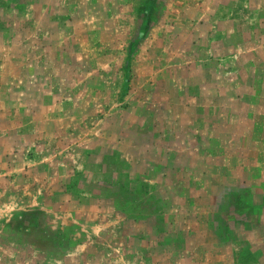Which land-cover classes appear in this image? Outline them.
<instances>
[{
    "label": "crops",
    "instance_id": "0c3cea01",
    "mask_svg": "<svg viewBox=\"0 0 264 264\" xmlns=\"http://www.w3.org/2000/svg\"><path fill=\"white\" fill-rule=\"evenodd\" d=\"M131 1L80 0L81 3H78L73 0H33V20L30 21L25 15L18 22V28L21 31L18 34L20 36L17 39V45L21 50L19 53H23L20 58L28 59L30 64V66L25 65L18 74L19 78L21 75L25 78L24 84L19 86L18 93H23V101L27 102L31 108L33 123L37 125V128L33 134L27 133L24 128V132L14 133L12 129H9L0 133V238L16 243L0 248V264H26L22 256L28 247H31L28 250L38 252L39 259L42 257L39 248L45 247L40 243L41 239L27 246L26 210L43 209L47 215L49 212L56 214V218L52 216V222L48 220L51 229L55 230L54 232L60 231V235L62 233L68 237L79 235L78 232L67 230L71 223L85 226L90 221L88 220L89 210H97L98 215L95 220L98 226H101L102 221L104 222L105 215L100 210L105 202L110 205L109 199L101 195H97L93 200L87 199L83 194V196H77L78 192L75 189L82 188L83 185L81 181L76 183V180L72 178L81 170L68 169L65 165L58 166L62 164L60 158L65 157L63 154H66L67 149L69 150L68 147H73L71 145L67 147L73 135L71 130L46 133L43 126L57 123V121L67 126L69 122L73 123L74 119L83 123L89 115L85 111L90 109L94 101V97L90 98L89 95L106 93L110 89L106 82L108 77L114 79L117 93L121 91L115 82L120 76L123 78V83L130 86L127 93L135 90L133 84L136 81L137 70L131 67L134 53L131 47L148 43V38H152L153 35L158 37L157 34L161 36L160 42L154 46L149 58L152 63L162 61L164 67L156 72L152 71L151 77L166 79L168 82L171 78L178 81L177 85H170L166 90L169 93L167 100L172 93H182L183 96L178 95L171 102L180 107L185 103V99L189 98V94H193L196 102L194 107L197 110L202 109L198 120L201 119L204 125L208 123L214 129H216L217 120L214 116L212 117V110L225 109L227 115V110L238 107L240 102L246 103L248 107L247 110L241 109L246 110L240 112L241 116L236 109L237 120L243 125V130L239 133L240 144H235L237 148L230 152H227L226 148L220 149V152L216 150V155L224 153L227 158V164L217 172L224 174L221 180L216 183L211 182L212 173L215 170L213 167L199 170L205 176L201 177L205 181V188L212 190L208 195L210 200H207L204 195L200 197L199 203L190 205L189 209L192 208L194 215L192 237L199 241L197 229L203 227V220L209 215L211 230L208 231L216 238L213 240L216 247L205 253L210 259V264L212 262H216L215 264H264V175L262 174L264 173L262 158L264 153H260V151L264 152V132L260 135L252 126L258 121L260 125H264V116L257 119L250 112L251 105L259 104L256 100L259 99L260 93H264V81L262 84L251 85L250 77L264 78V69L248 73L243 69L235 70L232 64L234 60L240 59L243 62L261 61L260 58L264 60V0H252V4H246L240 9L237 8L234 0H159L160 8L155 3L157 0H141L143 8L136 12L130 4ZM91 3L93 6L96 3L92 9L89 7ZM156 9L159 10L155 13ZM251 14L256 15L257 19L254 23ZM257 20L259 31L257 39L254 40L252 34L257 29L252 28ZM123 28L129 29L125 40H122L125 30ZM12 35L15 36V33ZM170 37L176 40L170 43L167 41ZM255 41L256 43L259 41L257 48L260 58L254 51L252 53L238 51L240 49L238 46H252ZM123 44H127L130 49L126 59L131 63L121 71L111 69V63L117 61V57L111 53L107 54L106 46L117 47ZM73 46H77L75 50ZM157 47H160V50ZM176 47L178 56L175 55ZM97 48L100 58L102 56L105 58L102 61L91 58L94 51L90 52V50H97ZM171 59L174 60L175 65H178V69L169 68ZM185 76H189L188 86L179 83V79ZM239 76L242 80L241 84L234 82V78ZM221 78H225L224 84L219 82ZM156 83L157 81L152 86L154 87ZM165 87L167 86L160 85L162 92ZM220 93L226 94L222 102H219ZM100 97L103 96L100 95ZM167 103L163 105V108L173 109V105L168 101ZM181 117L184 116L178 111L176 118L178 126ZM2 121L0 119V123ZM10 122H12L11 119ZM181 123L184 124V121ZM20 124H23L25 128L27 125H32L30 119H24L20 121ZM250 130L254 131L250 133ZM262 130L264 131V128ZM229 134L231 132L228 131L226 136L211 133L208 138V149H200L199 154L195 150L192 154L185 155L201 157L202 151H205L207 157L213 158L216 156L214 142L229 138ZM80 140L84 138L81 137ZM95 141L96 139L90 147L85 144V149H92L93 164L106 171L111 170L114 162L120 171L118 175H122L125 167L129 165L123 149L116 147L113 153L110 152L115 155H113L114 161H110V150ZM84 143L83 141L81 145L83 146ZM138 146L142 150H150L142 145ZM49 147L56 155L55 168L41 161L39 157L27 156V149H33L39 154L43 150L48 151ZM256 155L258 159H262L263 163L259 161L256 164L258 166L251 168L249 162ZM235 158H242V161H237V164L233 162L230 165V161ZM194 170L196 172V165ZM50 172H54L55 175L47 174ZM88 172L89 168L84 174ZM94 172L95 170H92V173ZM99 175L101 174L98 172L97 180L93 181L96 183V188L109 184L106 179L100 180ZM114 177H117L116 174ZM121 183V180H116L110 185L116 189L122 186ZM140 184H144L148 190L147 182ZM140 184L137 183V186ZM115 203L113 201V205ZM151 218L146 213L142 221L147 226L149 224L153 226V222H150ZM14 226L17 227V231L12 234L11 228ZM37 235L40 236V234ZM191 241L189 238L185 239L186 248H177V253L184 254L189 249L188 245ZM50 244L55 246L56 242L53 241ZM57 246L74 248L71 243L57 244ZM161 246L169 247L167 244ZM77 251L82 252L81 255H83L87 253V248H78ZM242 252L248 256H240ZM78 260L75 263L70 259L69 263L95 264L93 260L85 262L87 258L81 262ZM167 260L168 264L176 262L171 261V256ZM183 264H207V261L192 259L184 261Z\"/></svg>",
    "mask_w": 264,
    "mask_h": 264
},
{
    "label": "rangeland",
    "instance_id": "374dc122",
    "mask_svg": "<svg viewBox=\"0 0 264 264\" xmlns=\"http://www.w3.org/2000/svg\"><path fill=\"white\" fill-rule=\"evenodd\" d=\"M73 1L81 3L80 0ZM155 3L159 7V0L155 1ZM234 3L240 9L246 4H252V0H234ZM92 4L89 6L90 9L96 6V3L95 6ZM130 4L133 5L135 12L143 8V1L141 0H132ZM125 7L127 9V6ZM158 10L156 9L155 13ZM32 14L33 0H0V119L3 120L0 123V133L9 129H12L14 133L24 132V128L27 133L33 134L37 128V125L33 123L31 108L27 102L23 101V93H18L19 86H22L25 80L22 75L19 78L18 74L25 65L30 66L28 59L20 58L23 53H19L21 50H19L17 45V39L20 36L18 34L21 31L18 28V22L25 15L30 21L33 20ZM255 16V14H251L253 23L257 19ZM257 27L258 20L252 29H257ZM123 29L125 30L123 31L122 40H125L129 29ZM258 31L259 29L253 31L254 40L257 39ZM14 33L15 36L12 35ZM11 36L12 39H10ZM157 36L153 35L152 38H148V43L131 47V50H134L133 55L135 54L134 56L132 55L131 67L137 70L136 81L133 84L135 90L127 93L130 86L128 84V87H126V84L123 83V78L120 76L115 82L121 91L117 93L115 92L117 88L114 86V79L108 77L106 82L110 89L106 93L89 95L90 98L94 97V101H92L93 104H91L89 110L85 109V113L89 115L88 118L84 119L83 123L74 119L73 123L69 122L67 126H63L59 121L43 126L46 129V133H55L57 131L61 133L71 130L73 134L71 142L67 144V147L68 145L73 147H68L69 150L67 149L66 154H63L65 157L60 158L62 164L58 166L64 167L65 165L68 169L81 170V172L74 174L72 178L76 180V183L81 181L83 185L82 188L75 189L78 192L77 196L84 195L87 199L93 200L97 195H101L109 199L110 205L105 202V205L101 206L100 212L105 215V220L101 222V226H98L95 220L98 215L96 209L89 210L88 220L90 221L85 226L79 223H71L70 228L67 230L74 233L78 232L79 235L77 237H68L62 233L60 235V231H56V234L55 230L51 229L49 223L52 222V216L56 218V214L49 212L50 215H47L43 209L39 211L26 210L27 246H30L29 243L35 244L41 239L42 242H39L45 247L39 248L42 256L41 260L38 257V252L30 251L28 248L31 247H28L24 252V256H22L26 264L35 262H41L42 264H70V259L76 263L77 259L81 262L86 258L85 262L93 260L95 264H153L154 262L168 264L167 259H169V256L172 257L171 261H176L175 264H183L184 261L192 259L206 260L207 264H210V259L205 253L216 247L213 244V240L216 238L214 235H210V231H208L211 230L209 228V215L203 220V227L197 229L199 241L194 240L192 237L194 215L192 208H189L191 207L190 205L199 203L200 197L204 195H206L207 200H210L208 195L212 189L205 188V181L201 178L205 176L199 170L213 167L215 170L212 173L211 182L216 183L221 180L224 174L217 172L221 171L227 164V158L224 153H217V156L216 150L220 152V149L226 148L227 152H230V150L237 148L235 144H240L239 133L242 132L243 125L237 120L238 112L239 116H241L240 112H245L248 107H246V103L240 102L238 107L235 106L233 110H227V115L225 114V109L212 110V117L214 116L217 120L216 129H214L208 123L204 125L201 119L198 120L202 109L197 110L194 107L196 102L193 94H189V98L185 99V103L180 107L171 102L178 95L180 97L183 96L182 93H172L167 100L169 93L166 90L170 85H177L178 81L171 78L168 82L166 79L161 80L155 76L151 77L152 71L156 72L164 67L162 61L152 63L149 58L154 46L160 42V34H157ZM173 40L175 41L176 38L170 37L167 41L172 43ZM258 43L259 41L257 43L255 41L252 46H238L240 47L238 51L241 53H252L254 51L255 55L258 56ZM75 47L77 46H73L74 50ZM157 48L160 50V47ZM129 50L127 44L117 47L106 46V53H111L117 57V61L111 63V69H119L121 71V69L128 67L131 63L126 59ZM91 51H94L91 58H94L95 61L105 59L104 56L100 58L98 48L97 50L91 49ZM175 55L178 56L177 47ZM250 55L252 56V54ZM260 60L243 62L240 59L234 60L232 64H234L235 70L243 69L248 73H253L254 70L264 69V60L261 58ZM173 61V59L169 61V68L178 69V65H175ZM90 67L93 66L90 65ZM222 67L225 69L224 66ZM184 78L179 79V83H184L185 86H188L190 84L189 76ZM155 81L157 83L153 87L152 84ZM262 81H264V78L250 77L251 85L262 84ZM219 82L224 84L225 78L219 79ZM234 82L241 84L240 76L235 77ZM160 85L167 86L164 92H162ZM100 95L103 97H100ZM225 97V93H220L219 102L224 101ZM167 101L173 105V109L163 108ZM188 101L190 102L187 103ZM256 102L259 104L256 106L251 105L250 112L257 119H261V116H264V93H260ZM236 109L238 110L237 113ZM178 111L184 116L181 117L179 126L176 121ZM205 115L204 117L209 118V116ZM168 118L171 119L168 120ZM10 119L12 122H10ZM24 119H30L32 125H27L25 128L23 124H20V121ZM181 121H184V124ZM233 121L234 123H232ZM252 126L257 129L258 134L261 135L264 132L262 130L264 125H260L259 121ZM227 131L232 134H229V138L221 140V142L220 140L214 142L215 155L217 157L209 158L205 151H202L201 157L196 155L194 158L193 156L185 155L188 153L192 154L195 150L199 154L198 151L200 149H208V138L211 133L226 136ZM250 131L252 133L254 130ZM79 136L80 138L83 137L84 140H80ZM67 138L70 137L67 136ZM95 139V142L101 143L107 150H110V161H114L115 156L110 154V152L113 153L116 147L123 149L129 165L125 167L122 175H118L120 171L114 162L110 168L111 170L106 171L102 167H97L96 164H93L92 149H85V144L90 147ZM83 141L85 143L82 146L81 143ZM138 145L150 150H142ZM260 153L264 152L260 151ZM30 155L35 158L39 157L41 161L50 164L52 168H55V164H57L55 162L57 160L56 155L51 147H49L48 151L43 150L39 154L33 149H27V156ZM262 156L264 160V155ZM237 161L241 162L242 158L232 159L230 165L233 162L237 164ZM259 161L263 163L262 159H258L256 155L249 162L252 166L251 168L258 166L256 164ZM195 165L196 172L194 170ZM87 168H89V172L84 174ZM92 170H95V172L92 173ZM98 172L101 174L99 175L100 180L106 179L109 184L102 185L100 188L95 187L96 183L93 181L97 180ZM52 173L55 175L54 172L47 174L51 175ZM79 174L81 175L80 177ZM115 174L117 177H114ZM262 174L264 175V173ZM116 180H121L122 186H118L115 189L110 184L113 181L116 182ZM145 182L149 186L148 190L144 187V184H140ZM137 183L140 186H137ZM113 201L116 202L114 205ZM146 213L148 217H152L150 222H153V226L150 224L147 226L142 221L146 217ZM35 218L38 219L37 226H35ZM48 220L50 221L49 223ZM16 231V226L11 228L12 234L16 233ZM37 234H40V236ZM188 238L192 240L188 245L189 249L184 254H178L176 249L179 247L186 248L185 239ZM53 241L56 242V248L53 244H50ZM69 243L74 247L73 249L59 248L57 246V244L69 245ZM14 244L16 243L11 240L7 241V239L3 240L0 238V248ZM166 244L169 246L168 248H166L167 246H161ZM78 248H87V253L81 255L82 252L78 253ZM73 253L78 255H71ZM240 256L245 257L248 254L242 252ZM215 263L212 262V264Z\"/></svg>",
    "mask_w": 264,
    "mask_h": 264
},
{
    "label": "trees",
    "instance_id": "16d2710c",
    "mask_svg": "<svg viewBox=\"0 0 264 264\" xmlns=\"http://www.w3.org/2000/svg\"><path fill=\"white\" fill-rule=\"evenodd\" d=\"M126 87H128V84L126 85ZM36 224H35V226H37L38 225V219L37 218H35V221H34ZM56 233V232H55ZM57 234V233H56Z\"/></svg>",
    "mask_w": 264,
    "mask_h": 264
}]
</instances>
